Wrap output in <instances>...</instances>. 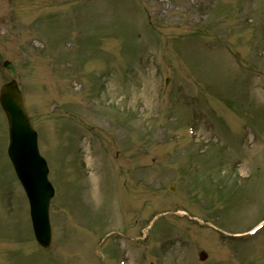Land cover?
<instances>
[{
  "label": "rangeland",
  "instance_id": "rangeland-1",
  "mask_svg": "<svg viewBox=\"0 0 264 264\" xmlns=\"http://www.w3.org/2000/svg\"><path fill=\"white\" fill-rule=\"evenodd\" d=\"M10 79L56 194L42 248L0 107V264H264V0H0Z\"/></svg>",
  "mask_w": 264,
  "mask_h": 264
},
{
  "label": "water",
  "instance_id": "water-1",
  "mask_svg": "<svg viewBox=\"0 0 264 264\" xmlns=\"http://www.w3.org/2000/svg\"><path fill=\"white\" fill-rule=\"evenodd\" d=\"M0 105L8 121V153L30 202L34 233L38 242L46 246L50 239L47 204L51 189L46 179L45 161L38 154L36 133L29 124L15 80L1 85ZM199 257L204 259L206 253L199 252Z\"/></svg>",
  "mask_w": 264,
  "mask_h": 264
}]
</instances>
